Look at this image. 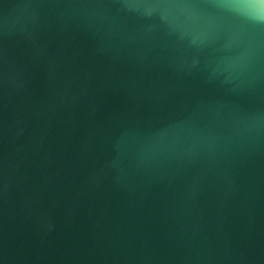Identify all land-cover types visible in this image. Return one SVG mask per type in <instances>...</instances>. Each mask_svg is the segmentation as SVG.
<instances>
[{
    "label": "water",
    "instance_id": "water-1",
    "mask_svg": "<svg viewBox=\"0 0 264 264\" xmlns=\"http://www.w3.org/2000/svg\"><path fill=\"white\" fill-rule=\"evenodd\" d=\"M0 264H264V0H0Z\"/></svg>",
    "mask_w": 264,
    "mask_h": 264
}]
</instances>
